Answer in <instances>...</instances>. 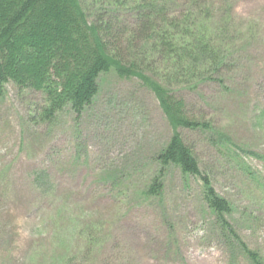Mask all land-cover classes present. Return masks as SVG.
<instances>
[{"label":"rangeland","instance_id":"1","mask_svg":"<svg viewBox=\"0 0 264 264\" xmlns=\"http://www.w3.org/2000/svg\"><path fill=\"white\" fill-rule=\"evenodd\" d=\"M202 1L187 0L196 5V26L208 32L210 17L214 38L229 45L223 53L239 54L210 80L195 72L192 81L165 85L190 116L212 124L178 131L231 204L227 221L264 264V0ZM81 2L90 18L100 6ZM133 9L118 10L129 16ZM163 66L150 67L152 77L163 76ZM44 101L39 92L0 85V264H254L222 235L199 177L155 160L172 129L139 79L100 75L79 117L67 106L41 122ZM234 145L242 151L227 150ZM158 175L161 194L150 196Z\"/></svg>","mask_w":264,"mask_h":264},{"label":"trees","instance_id":"2","mask_svg":"<svg viewBox=\"0 0 264 264\" xmlns=\"http://www.w3.org/2000/svg\"><path fill=\"white\" fill-rule=\"evenodd\" d=\"M97 1L99 9L90 18L81 0H0V85L10 82L20 90L41 93L45 104L38 116L41 122L50 123L67 106L79 117L91 105L98 92V78L104 73L112 71L120 78L139 79L154 94L172 129L168 144L155 160L161 168L173 165L182 174L199 177L203 200L222 235L246 250L227 221L231 204L201 173L192 149L178 131H208L213 126L203 118L190 116L182 100L165 85L192 81L190 77L195 72H199L200 81L210 80L239 53H223L229 45L214 38L216 30L210 17L208 32L203 23L196 26V5L189 6L187 0ZM195 1L204 2L190 0ZM122 7H135V11L123 15L119 11ZM41 27L47 29L42 32ZM224 33L219 32L221 37H225ZM148 44L149 50L144 47ZM45 49L51 55L38 53ZM17 58L21 64H17ZM160 60L164 75L152 77L150 67ZM215 134L220 142L225 139L230 143L226 136ZM227 150L242 151L236 145ZM161 177L152 179L146 194H161ZM246 252L254 264H261L255 252Z\"/></svg>","mask_w":264,"mask_h":264}]
</instances>
